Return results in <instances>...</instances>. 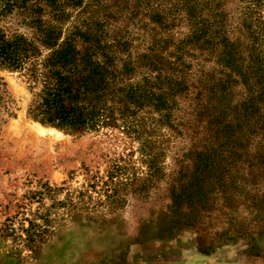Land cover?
Masks as SVG:
<instances>
[{"label": "rangeland", "instance_id": "obj_1", "mask_svg": "<svg viewBox=\"0 0 264 264\" xmlns=\"http://www.w3.org/2000/svg\"><path fill=\"white\" fill-rule=\"evenodd\" d=\"M0 46V264H264V0H0ZM64 55L113 121L29 114Z\"/></svg>", "mask_w": 264, "mask_h": 264}, {"label": "trees", "instance_id": "obj_2", "mask_svg": "<svg viewBox=\"0 0 264 264\" xmlns=\"http://www.w3.org/2000/svg\"><path fill=\"white\" fill-rule=\"evenodd\" d=\"M19 60L14 53L0 46V66L18 68L21 66ZM82 63L84 67L79 65L76 57L64 55L46 65L45 71H34L37 73L35 78H41L43 86L33 93L34 99L28 111L32 117L45 125L80 132L97 129L113 121V111L108 105L112 74L102 63L88 56L82 57ZM29 224L30 227L24 229L27 238H19L31 246L42 241L48 231L34 221ZM1 232L9 234L15 230L12 225H5Z\"/></svg>", "mask_w": 264, "mask_h": 264}]
</instances>
